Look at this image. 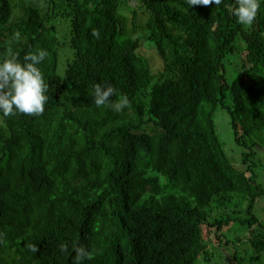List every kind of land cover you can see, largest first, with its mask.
Returning a JSON list of instances; mask_svg holds the SVG:
<instances>
[{
  "label": "trees",
  "instance_id": "obj_1",
  "mask_svg": "<svg viewBox=\"0 0 264 264\" xmlns=\"http://www.w3.org/2000/svg\"><path fill=\"white\" fill-rule=\"evenodd\" d=\"M231 7L0 0V60L49 52L44 114L0 113V264H73L74 242L93 251L85 264H244L264 251V4L252 26ZM97 83L131 107H97ZM236 223L241 244L227 238Z\"/></svg>",
  "mask_w": 264,
  "mask_h": 264
},
{
  "label": "clouds",
  "instance_id": "obj_2",
  "mask_svg": "<svg viewBox=\"0 0 264 264\" xmlns=\"http://www.w3.org/2000/svg\"><path fill=\"white\" fill-rule=\"evenodd\" d=\"M193 8L195 5L221 6L224 0H188ZM234 7L228 8L231 15L242 26H252L257 18L258 11L264 0H233ZM92 35L100 37L98 30H93ZM16 40L20 39V33H15ZM49 57L47 49L26 51L22 58L18 53L5 56L0 60V113L6 117H14L17 114L32 116L43 115L49 100V85L45 80L40 67ZM94 103L97 107L107 105L116 113H120L131 107L128 96H122L118 102H111V97L116 95V90L110 84L97 83L93 86ZM61 252H68L67 243L60 244ZM37 245L31 251L37 252ZM74 256L73 264H85L86 260L93 259V251L86 245L78 242L72 244Z\"/></svg>",
  "mask_w": 264,
  "mask_h": 264
},
{
  "label": "rangeland",
  "instance_id": "obj_3",
  "mask_svg": "<svg viewBox=\"0 0 264 264\" xmlns=\"http://www.w3.org/2000/svg\"><path fill=\"white\" fill-rule=\"evenodd\" d=\"M123 15L125 16V25L128 29H132L133 27V19H132V12L128 9V10H123ZM142 34V37H141V44L145 41H144V37H143V33ZM148 42L143 46L144 50L148 52V48H151V46H148ZM65 47V46H64ZM152 51V49H151ZM66 50L65 48H63L61 50V58H60V68H59V72L60 73H64L65 71V66L67 64L66 62V58L68 56H66ZM153 52V51H152ZM223 113V112H222ZM221 116V115H220ZM220 116L218 117V123H220ZM220 130L221 134H223V137H224V140L227 144H229L230 146L234 144V141H233V134H232V128L228 125V123L226 122H223L221 125H220V128L218 129ZM263 173V172H262ZM240 208L243 207V204H240L239 206ZM259 207H260V213L263 212L264 214V197H262L260 199V202H259ZM247 233V227H244L243 225H241L240 223H236L235 224V227L234 229L228 233V239L232 242H236V241H239V244H241V241H242V238L243 236ZM248 243V242H247ZM242 246V245H241ZM243 247V246H242ZM235 248V247H234ZM234 248L232 249L231 247V253H234ZM211 251L214 253H218L219 250H217L214 246H212L211 248ZM257 249V248H255ZM262 250V249H261ZM256 257L257 258L255 260H252L253 257ZM213 258H216L218 261L220 262H223V260L225 261L224 257H223V254L220 253V255H216L214 254ZM199 264H206L205 262H203V260H199L198 261ZM229 264L230 262L229 261H225L224 264ZM211 264V263H210ZM244 264H264V251H261L259 253H256L254 250H251L249 251V254L248 255H245V262Z\"/></svg>",
  "mask_w": 264,
  "mask_h": 264
}]
</instances>
